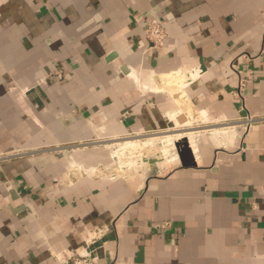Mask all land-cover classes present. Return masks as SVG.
I'll return each mask as SVG.
<instances>
[{"label":"crops","instance_id":"crops-1","mask_svg":"<svg viewBox=\"0 0 264 264\" xmlns=\"http://www.w3.org/2000/svg\"><path fill=\"white\" fill-rule=\"evenodd\" d=\"M263 37L264 0H0V264H72L88 248L95 264H264ZM179 72L185 105L159 89ZM247 115L261 121L245 130ZM187 132L191 166L174 147L186 137L177 160L113 162L126 140Z\"/></svg>","mask_w":264,"mask_h":264},{"label":"bare ground","instance_id":"bare-ground-1","mask_svg":"<svg viewBox=\"0 0 264 264\" xmlns=\"http://www.w3.org/2000/svg\"><path fill=\"white\" fill-rule=\"evenodd\" d=\"M160 79L162 80L163 84L159 86V89H161L163 91H172V93H174V94L180 93L181 96H179L178 98L180 99L181 103H183V105H185V103L182 102L184 97H185V95L187 94V93L185 94V86H186V83H187L185 74H181V72H179V73H176V74H173V75L163 76ZM222 131H225V130H222ZM227 132H228V130L225 131V132H220V131H217V130L212 132L211 133V137H212L213 141L215 142V144L221 145L222 142H223L222 140L226 139V137L228 136ZM197 136H198V134L196 132H187V133H184V134L181 133V134H177L176 136H169V135L168 136H163L161 138V141H162L163 145H162V148L160 149L162 157H164L166 162H171V161L177 160V155H175V156L171 155L170 156V154H171V146L173 147V143L175 141H178V140L182 139L183 137H186L188 139L190 146L193 148V150L195 152H197ZM134 139L133 140H126L123 143L118 144L116 149L112 151V156L115 158L116 162L118 163V164L116 163V166L119 169V171H123V170H126V169L127 170L138 169V167L141 166L142 163H143V155L146 152V150H149V149L153 150L154 149L155 142H154L153 138L152 139L148 138V140H146L144 142L140 141L139 139H137V140H134ZM227 148H228V146H227ZM137 152H138L139 155H137L135 161H125L124 162V160H123L124 157L129 156V158L130 157L132 158L134 156V154L137 153ZM70 167L72 169L75 168L78 171V173L79 172L82 173V174L88 173V175L89 174H93L94 175V174H96V171L98 170V167H93V166L91 167V166H88V165L83 164V163L81 164L80 162L77 163V161L72 162ZM105 169L108 172H110V168L108 166H106Z\"/></svg>","mask_w":264,"mask_h":264},{"label":"built area","instance_id":"built-area-1","mask_svg":"<svg viewBox=\"0 0 264 264\" xmlns=\"http://www.w3.org/2000/svg\"><path fill=\"white\" fill-rule=\"evenodd\" d=\"M146 37L147 39L154 45L156 48H162L165 44V40L167 38L166 31L162 24L156 19L153 18L150 20L148 23L147 29H146ZM261 53H264V37L262 41V51ZM60 77L61 74H58ZM247 87V79L240 76L239 83H238V88L234 92L235 96L243 101V108L246 109L245 107V102H244V93L245 89ZM261 118L254 117L251 115H247L244 117L241 121L242 125L245 127V130H249L253 125L256 123L260 122ZM16 155L13 156H21L23 154L15 153ZM2 158H9V157H2ZM97 250L96 249H90L88 248L86 250V255L85 257H75L72 260V264H95L97 258H96Z\"/></svg>","mask_w":264,"mask_h":264},{"label":"water","instance_id":"water-1","mask_svg":"<svg viewBox=\"0 0 264 264\" xmlns=\"http://www.w3.org/2000/svg\"><path fill=\"white\" fill-rule=\"evenodd\" d=\"M179 159L183 166L192 165V149L190 147L188 139L184 138L180 142L175 144ZM105 175L113 176L112 172H108L103 166L98 167L96 171V177H101Z\"/></svg>","mask_w":264,"mask_h":264},{"label":"rangeland","instance_id":"rangeland-1","mask_svg":"<svg viewBox=\"0 0 264 264\" xmlns=\"http://www.w3.org/2000/svg\"><path fill=\"white\" fill-rule=\"evenodd\" d=\"M154 142H155V146H154V148H160V149L162 148V145H163V144L161 143V141H154ZM115 149H116V148H113L112 151L115 150ZM112 151H110V152L112 153ZM137 155H138V152L135 153L134 156H133L132 158H131V157L129 158V156H127V157H124L123 160H124V162H125V161H135ZM112 158H113V162L116 164L117 162H116L115 158H114L113 156H112ZM77 163H78V162H77ZM71 164H72V163H71ZM117 164H118V163H117ZM69 168H70V165H69ZM105 168H106V167H105ZM71 169H72V168H70V170H71ZM71 171H72L73 173H77V172H78L75 168L72 169Z\"/></svg>","mask_w":264,"mask_h":264}]
</instances>
